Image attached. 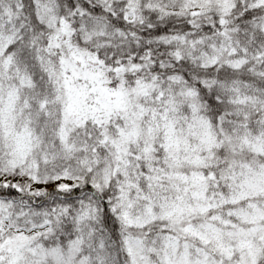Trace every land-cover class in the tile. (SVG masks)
Segmentation results:
<instances>
[{
    "label": "snow or ice",
    "instance_id": "1",
    "mask_svg": "<svg viewBox=\"0 0 264 264\" xmlns=\"http://www.w3.org/2000/svg\"><path fill=\"white\" fill-rule=\"evenodd\" d=\"M0 264H264V0H0Z\"/></svg>",
    "mask_w": 264,
    "mask_h": 264
}]
</instances>
